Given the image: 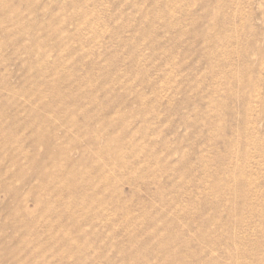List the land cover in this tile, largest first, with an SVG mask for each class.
Segmentation results:
<instances>
[{
    "label": "rangeland",
    "instance_id": "1",
    "mask_svg": "<svg viewBox=\"0 0 264 264\" xmlns=\"http://www.w3.org/2000/svg\"><path fill=\"white\" fill-rule=\"evenodd\" d=\"M0 264H264V0H0Z\"/></svg>",
    "mask_w": 264,
    "mask_h": 264
}]
</instances>
